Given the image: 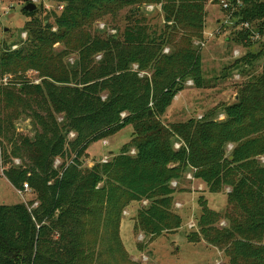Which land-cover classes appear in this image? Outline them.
Here are the masks:
<instances>
[{
	"label": "trees",
	"instance_id": "obj_1",
	"mask_svg": "<svg viewBox=\"0 0 264 264\" xmlns=\"http://www.w3.org/2000/svg\"><path fill=\"white\" fill-rule=\"evenodd\" d=\"M226 1L237 24L263 34V2ZM207 2L58 0L63 9L41 18L37 9H21L29 19L25 40L0 42V138L9 152L0 145L5 161L21 162L5 179L15 190L27 184L35 195L30 205L37 206L0 205V264H102L108 253H123L121 215L132 203L146 202L135 234L174 233L182 221L171 209L177 190L171 183L186 174L210 194L229 189L223 213L198 198L197 229L187 242L215 247L226 264H264V62L260 74L239 86L237 101L222 107V120L208 113L162 122L188 81L205 88L201 51L193 44L204 43ZM148 6L163 15L159 32L146 25L141 11ZM125 9L131 18L119 36L93 28ZM247 35L234 32L232 39L249 48ZM257 57L248 53L225 70L241 71ZM19 118L31 122V138L15 134ZM128 126L130 141L117 154L83 168L93 143Z\"/></svg>",
	"mask_w": 264,
	"mask_h": 264
},
{
	"label": "rangeland",
	"instance_id": "obj_2",
	"mask_svg": "<svg viewBox=\"0 0 264 264\" xmlns=\"http://www.w3.org/2000/svg\"><path fill=\"white\" fill-rule=\"evenodd\" d=\"M27 1L30 0H0V42L19 43L23 39L22 27L29 20L22 14L21 9ZM205 11L207 13L205 28L202 37L204 46L200 41H194V47L200 49L202 56L203 78L205 88L195 89L193 85H186L184 91L180 92L173 100L171 106L167 109L162 118L163 123H181L189 118L201 119L208 113H213L215 119H223L221 114L222 107L231 105L237 101L239 86L248 82L253 76L260 74L264 62V29L260 40L251 44L249 48L241 47L234 42L232 36L234 30L230 26H222L219 33H215L213 38L207 37L214 33L224 20L225 13L222 11L221 1L226 0H207ZM264 3V0H260ZM37 9V16L43 17L47 12H56L58 10V0H42L34 4ZM7 9V16H3V10ZM142 14L146 25L152 32H159L163 28V15L159 8H143ZM128 9L120 12L118 18H106L94 24L93 28L100 32H107L110 35L119 36L130 21ZM100 25L104 27L100 29ZM6 29V30H5ZM24 34V33H23ZM227 40H231L228 42ZM14 45L12 49H16ZM165 48V51H169ZM240 52V58L246 54L258 55L256 61L251 66L244 67L241 71L225 69L232 66L235 60L232 52ZM164 51V53H165ZM168 53V52H167ZM99 58H97L98 60ZM239 59V58H238ZM71 57L68 62L73 63ZM30 81L38 83L35 73H28ZM14 131L16 135L29 137L33 136L31 122L25 118H19L14 121ZM132 135L131 126L126 127L113 137L100 142L93 143L86 151V158L82 159L83 168H91L96 163H102L109 160L113 154H117L121 147L130 141ZM2 146L7 153L10 145L2 138ZM1 147V145H0ZM2 148V147H1ZM132 152V151H131ZM11 159V158H9ZM264 163V159H260ZM8 165V160L5 161ZM176 193L173 196L172 211L181 218V228L174 233H166L160 237L150 238L143 233L135 234L133 226L139 207L145 206L139 203H132L121 215L119 227V240L122 244L123 253H114L105 255L101 258L102 264H226L227 259L222 252L215 247L201 241L199 244H190L186 240L188 233L196 231L195 219L199 215L197 200L202 196L207 206L216 212L223 213L226 208V194L229 189H224L218 194H210L204 185L196 180L189 179L187 174L176 182ZM26 207L31 209L30 203L35 200V195L30 192L24 195ZM23 204L15 190L5 178H0V205L13 206ZM225 222L218 226L224 227Z\"/></svg>",
	"mask_w": 264,
	"mask_h": 264
},
{
	"label": "built area",
	"instance_id": "obj_3",
	"mask_svg": "<svg viewBox=\"0 0 264 264\" xmlns=\"http://www.w3.org/2000/svg\"><path fill=\"white\" fill-rule=\"evenodd\" d=\"M41 1L42 0H30V2L33 3V4L40 3ZM221 5H222V9L227 13V15H225L224 20L220 24L219 28H217L214 31V33L212 32V33L208 34L207 37L213 38L215 33H219V31H220L219 29L222 26L227 25V26H230L235 31V33L242 32V31L248 32V35H247V38H246L245 42H249L250 44H254V43H257L260 40V36L261 35L258 34L255 31H253L249 24H247V23L237 24L235 22V20H233L234 11L230 10L229 6H231V5L227 1H221ZM63 6L64 5L60 4L59 7H58V10L61 11L63 9ZM236 6H239V3H237ZM1 7H2V5L0 4V8ZM146 8L149 9V8H152V6H148ZM7 14H8V10L7 9L3 10L2 15L3 16H7ZM99 27H100L101 30L104 29V27L102 25H100ZM22 37L24 39L26 37V35L22 34ZM200 45L203 47L204 43H200ZM167 52L165 51V53H167ZM232 56H233L234 59H238V58H240V52L237 51V50H234L232 52ZM4 82H6V80ZM186 85H190L191 86L192 82L188 81L186 83ZM70 137H73V134H70ZM174 146H175L176 149L179 148L178 144H175ZM133 153H134V151L131 152V154H133ZM107 161L108 160H104L102 163H106ZM59 163H60L59 160H55V167L58 166ZM5 164L6 163H5L4 157L2 155V149L0 147V178H5V172H7L11 167H19V166H21V162L18 159H12L10 162H8L9 166H5ZM187 177L189 179L193 180V178L191 177L190 174H188ZM171 186H172V188H176V182H172ZM30 192H32V191L29 189L27 184H24L22 189L17 190V193H18L19 197L23 200V204H25V205H27V204H26V200L24 199V195H26L27 193H30ZM36 206H37V203H33L32 206H31V209L28 208V210L30 211L33 208H35Z\"/></svg>",
	"mask_w": 264,
	"mask_h": 264
},
{
	"label": "water",
	"instance_id": "obj_4",
	"mask_svg": "<svg viewBox=\"0 0 264 264\" xmlns=\"http://www.w3.org/2000/svg\"><path fill=\"white\" fill-rule=\"evenodd\" d=\"M23 9H24V11L31 13V12H34L36 10V6L33 3H29V4L25 5Z\"/></svg>",
	"mask_w": 264,
	"mask_h": 264
},
{
	"label": "crops",
	"instance_id": "obj_5",
	"mask_svg": "<svg viewBox=\"0 0 264 264\" xmlns=\"http://www.w3.org/2000/svg\"><path fill=\"white\" fill-rule=\"evenodd\" d=\"M127 144V143H126ZM122 148V147H121Z\"/></svg>",
	"mask_w": 264,
	"mask_h": 264
}]
</instances>
